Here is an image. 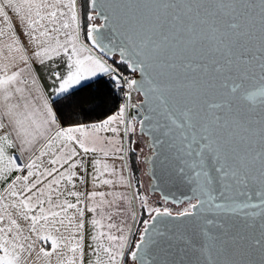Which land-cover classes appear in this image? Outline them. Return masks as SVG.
<instances>
[{
  "label": "snow or ice",
  "instance_id": "obj_1",
  "mask_svg": "<svg viewBox=\"0 0 264 264\" xmlns=\"http://www.w3.org/2000/svg\"><path fill=\"white\" fill-rule=\"evenodd\" d=\"M100 74L123 102L64 126ZM0 264H264V0H0Z\"/></svg>",
  "mask_w": 264,
  "mask_h": 264
},
{
  "label": "trees",
  "instance_id": "obj_2",
  "mask_svg": "<svg viewBox=\"0 0 264 264\" xmlns=\"http://www.w3.org/2000/svg\"><path fill=\"white\" fill-rule=\"evenodd\" d=\"M123 99L122 93L116 90L108 76L94 77L69 93V101L65 102L67 106L63 109L66 117L64 126L101 121L114 113ZM136 168L134 167L135 173ZM132 239H135V236Z\"/></svg>",
  "mask_w": 264,
  "mask_h": 264
},
{
  "label": "crops",
  "instance_id": "obj_3",
  "mask_svg": "<svg viewBox=\"0 0 264 264\" xmlns=\"http://www.w3.org/2000/svg\"><path fill=\"white\" fill-rule=\"evenodd\" d=\"M64 61H65V58L63 57H57L55 58L54 60L52 61H49L47 62L46 64L44 65H41L39 64V62H36V61H33L32 62V68L33 70L35 71V75L37 76V79L39 81V83L41 84V86H44V85H50L51 84V80L49 79V75H50V67L49 65H56L57 66V70L60 71V72H63L65 70L64 68ZM102 75V74H100ZM99 76V75H98ZM90 81V80H89ZM88 81H85V82H82V84L86 83ZM81 84V85H82ZM81 85H77L75 86V88L81 86ZM74 88V89H75ZM47 90V89H46ZM135 99V98H134ZM113 114V113H112ZM111 115V114H110ZM107 118V117H106ZM104 118V119H106ZM102 121V120H101ZM101 121H98V122H94V123H99ZM94 123H89V124H84V125H91V124H94ZM75 125V124H74ZM70 126V125H68ZM119 164V163H118ZM16 174H19V173H15L13 175H16ZM89 186L91 188V190H93V187L91 184L87 185L86 187H82L80 188L79 190L81 191H89ZM113 191H118V192H127V189L123 188V187H120V186H117L116 188H114ZM124 206L121 205V208H123ZM122 216L123 220H128V217L124 216V215H120Z\"/></svg>",
  "mask_w": 264,
  "mask_h": 264
},
{
  "label": "rangeland",
  "instance_id": "obj_4",
  "mask_svg": "<svg viewBox=\"0 0 264 264\" xmlns=\"http://www.w3.org/2000/svg\"><path fill=\"white\" fill-rule=\"evenodd\" d=\"M82 38H84V34L82 33ZM133 97L134 98H136V94L135 93H133ZM102 135H108V136H111L112 135V133H102ZM133 138H135V137H133ZM138 147H140V148H144V143H142V140L141 141H138ZM145 152H146V150H145ZM132 161L133 162H135V155L133 156V159H132ZM109 163L111 164V163H113V161H111V160H109ZM115 163H120L119 161H116ZM135 167H137V169H136V173L134 172L133 174H134V180H133V183L134 184H142V178L144 179L145 177L143 176L144 174H143V171H144V166L143 165H140V164H137V165H135ZM142 176V177H141ZM143 185V184H142ZM97 191H104V192H109V191H113L114 189L113 188H110L109 186H100L99 188H97L96 189ZM89 191H91V188H90V186H89ZM139 191L141 192V193H143L144 194V192H145V189H144V185H143V187H141L140 189H139ZM109 199H110V197H109ZM149 203L151 204V205H153V206H156L155 204V200H153V199H150L149 198ZM106 211H108L107 209H106ZM113 211V213H115L117 210L116 209H113L112 210ZM140 209H139V207L137 206V212H138V219H144L145 217H146V215H143L142 217L140 216ZM89 215H91V214H89ZM97 218H99V217H97ZM123 217L122 216H120V215H116V214H114V216H113V221L114 222H116L117 224H119L120 223V221L121 220H123L122 219ZM128 221L130 222V218L128 217ZM107 221H105V223H106ZM134 229H136V228H134ZM104 230H106V229H104Z\"/></svg>",
  "mask_w": 264,
  "mask_h": 264
},
{
  "label": "flooded vegetation",
  "instance_id": "obj_5",
  "mask_svg": "<svg viewBox=\"0 0 264 264\" xmlns=\"http://www.w3.org/2000/svg\"><path fill=\"white\" fill-rule=\"evenodd\" d=\"M146 150V149H145ZM137 169V168H136ZM143 176L145 177L144 179L142 178V184L144 185V189H145V192H144V194L145 195H147L150 199H153V200H155V205L156 206H160V207H163V206H165L164 205V203H163V200L158 196V194H156V193H150L149 192V190H148V182H147V179H146V176H145V168H144V171H143ZM142 177V176H141ZM167 207H169L170 209H172V210H177V208H178V206L177 205H175V204H172V203H168L167 205H166ZM184 205H180L179 207H183ZM148 217H147V215H146V217L144 218V219H147ZM142 221V220H141ZM136 227V229H138V228H142L143 227V225H142V222L141 223H138V224H136L135 226H134V228Z\"/></svg>",
  "mask_w": 264,
  "mask_h": 264
},
{
  "label": "water",
  "instance_id": "obj_6",
  "mask_svg": "<svg viewBox=\"0 0 264 264\" xmlns=\"http://www.w3.org/2000/svg\"><path fill=\"white\" fill-rule=\"evenodd\" d=\"M142 143H143V141H142ZM146 152H147V149H146ZM145 172H146V169H145ZM145 176H146V179H147V182H148V190H149V192L158 194V196L161 199H162V195H164V194L175 195L176 197L179 198L180 192L185 191L183 188L176 189V188H171V187L169 189H165L163 192L158 187L156 189H153L152 188L153 180L151 178L150 173L149 174H145Z\"/></svg>",
  "mask_w": 264,
  "mask_h": 264
},
{
  "label": "built area",
  "instance_id": "obj_7",
  "mask_svg": "<svg viewBox=\"0 0 264 264\" xmlns=\"http://www.w3.org/2000/svg\"><path fill=\"white\" fill-rule=\"evenodd\" d=\"M117 90V89H116ZM118 92H120L119 90H117ZM121 93V92H120Z\"/></svg>",
  "mask_w": 264,
  "mask_h": 264
}]
</instances>
